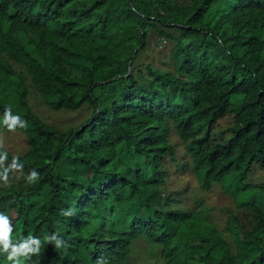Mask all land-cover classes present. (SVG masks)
Masks as SVG:
<instances>
[{
  "label": "trees",
  "instance_id": "16d2710c",
  "mask_svg": "<svg viewBox=\"0 0 264 264\" xmlns=\"http://www.w3.org/2000/svg\"><path fill=\"white\" fill-rule=\"evenodd\" d=\"M153 41L172 43L173 71L139 65ZM30 86L53 110L90 113L68 129L49 124ZM9 108L26 127L4 125ZM9 131L29 146H0L4 167L22 165L0 179V213L14 243L42 242L22 264H155L139 242L157 264H264V183L248 182L264 168V0H0ZM115 159L126 170L111 169ZM181 168L234 199L224 229L213 206H171L165 188ZM52 233L64 247L45 242Z\"/></svg>",
  "mask_w": 264,
  "mask_h": 264
},
{
  "label": "rangeland",
  "instance_id": "374dc122",
  "mask_svg": "<svg viewBox=\"0 0 264 264\" xmlns=\"http://www.w3.org/2000/svg\"><path fill=\"white\" fill-rule=\"evenodd\" d=\"M172 51L173 45L171 42L162 41L157 43V41H153L147 49L139 54V65L145 68L146 65L151 64L165 71H173L174 60ZM78 73V70L75 71V74ZM30 90L31 94L29 98L34 111L47 123L56 125L62 129L80 125L90 113V109L86 106L79 110H53L44 104L32 86H30ZM224 122L225 118L221 119V123L223 124ZM171 140L176 145L179 156L182 157L185 149L175 132L171 135ZM0 146L14 154H23L28 150L29 144L24 134L19 131H10L0 134ZM113 163L115 166L109 165L111 169L116 167L117 171L126 170L118 159H115ZM248 182L255 184L264 183V168L256 166L250 174ZM165 194L171 195L172 207L181 205L194 208L200 202L202 205L213 206L214 214L212 218L220 224L222 229H224L229 212L231 210L236 211L237 209L234 199L230 195H227L219 186H214L209 191L202 189L191 168H181L178 171L175 169L170 170ZM222 208L223 210L228 209V212L220 211ZM137 246L140 251V257L143 260L157 264V258L147 256L148 254L145 251L146 244L144 242L137 243ZM0 264H8V262L3 261Z\"/></svg>",
  "mask_w": 264,
  "mask_h": 264
},
{
  "label": "clouds",
  "instance_id": "9594fccd",
  "mask_svg": "<svg viewBox=\"0 0 264 264\" xmlns=\"http://www.w3.org/2000/svg\"><path fill=\"white\" fill-rule=\"evenodd\" d=\"M3 123L9 130H14L17 125L22 128L27 126V122L21 120L18 115H13L10 108L5 110ZM6 158V153H0V169H3V171L0 172V179L5 183L8 181L9 171L22 169V165L16 163V157L13 158V163L11 165L4 167ZM38 178L39 173L35 169L27 175V181L29 183L35 182ZM61 214L71 217L75 215V212L72 209H67L62 210ZM12 231L13 228L9 217L0 213V254H6V258L11 264H22L21 258L31 259L32 255H39L42 242L38 237L28 236L14 243L11 236ZM44 240L49 244L54 243V248L56 249L64 247L66 243L59 233H52L51 235L45 236Z\"/></svg>",
  "mask_w": 264,
  "mask_h": 264
}]
</instances>
